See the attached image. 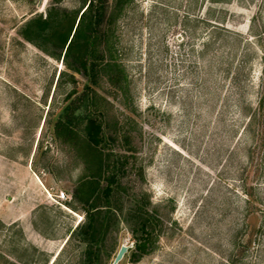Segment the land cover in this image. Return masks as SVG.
Masks as SVG:
<instances>
[{
    "label": "rangeland",
    "instance_id": "rangeland-1",
    "mask_svg": "<svg viewBox=\"0 0 264 264\" xmlns=\"http://www.w3.org/2000/svg\"><path fill=\"white\" fill-rule=\"evenodd\" d=\"M87 3L0 0V264H110L121 245L118 264L240 259L237 190L253 170L243 137L229 155L222 110L240 85L253 103L260 93L264 0H94L103 35L89 74L43 34L22 35L32 18L80 16ZM87 117L103 126L99 147L85 139ZM142 217L154 242L133 261Z\"/></svg>",
    "mask_w": 264,
    "mask_h": 264
},
{
    "label": "trees",
    "instance_id": "trees-1",
    "mask_svg": "<svg viewBox=\"0 0 264 264\" xmlns=\"http://www.w3.org/2000/svg\"><path fill=\"white\" fill-rule=\"evenodd\" d=\"M93 3L94 0H88L86 8L80 16L76 12L62 11L57 18H52L51 14L44 19L32 18L25 23L22 35L28 40L31 37L28 31L34 30L36 33L43 34L46 39L53 41L61 51L64 50L63 60L67 62L70 68L86 74L93 73L96 67L89 63V58L93 56V51L97 50L96 45L103 35V31L100 29L102 13L92 10ZM91 13L94 14V21L90 20L88 24H84L85 16ZM47 25H49L48 28H45ZM217 28L219 27H212V29ZM223 30L229 31L227 28H223ZM262 60L264 75V55ZM110 65L108 62L106 63V67H110ZM109 77L116 84L120 82L119 74L110 73ZM260 87L257 100L253 103V99L246 93V87L240 85L238 91L225 95L224 99L227 103L222 110L225 137L227 141H230L227 144L229 155L236 153L234 152L236 151V142L243 137L245 143L244 158L248 168L253 170L252 176L246 177V179L245 176L243 177L241 190H237L243 195L245 202L243 224L236 234L238 240L234 243L241 257L235 260L229 259L231 264L233 262L264 264V76ZM230 107H234L236 110L233 119L228 118ZM231 121H238V123H231ZM58 126L59 130L64 133L71 132L69 120L65 123H58ZM82 130L86 141L91 146L96 148L101 145L104 140V131L98 119L87 117ZM123 140L126 144H130L129 135L124 134ZM113 179L112 176L108 185L103 189L106 195H109L112 191L111 182ZM86 215L88 216V222L84 229V235L91 236L96 229V217L95 213L88 211ZM247 218L249 220L253 218V220L249 222ZM149 223L147 217H142L138 221L135 230L139 234L134 242L133 257L131 258L133 261H136L139 255L147 253L153 245L154 235ZM251 252L253 256L250 259L246 258V254ZM86 254L91 261L95 251L88 248Z\"/></svg>",
    "mask_w": 264,
    "mask_h": 264
},
{
    "label": "water",
    "instance_id": "water-1",
    "mask_svg": "<svg viewBox=\"0 0 264 264\" xmlns=\"http://www.w3.org/2000/svg\"><path fill=\"white\" fill-rule=\"evenodd\" d=\"M127 248L128 247L121 245L119 247V249L117 250V252H116V254H115V256L112 259L110 264H118L120 262V260L123 258L124 254L126 253Z\"/></svg>",
    "mask_w": 264,
    "mask_h": 264
},
{
    "label": "crops",
    "instance_id": "crops-1",
    "mask_svg": "<svg viewBox=\"0 0 264 264\" xmlns=\"http://www.w3.org/2000/svg\"><path fill=\"white\" fill-rule=\"evenodd\" d=\"M36 178L41 184H43L42 180L38 176Z\"/></svg>",
    "mask_w": 264,
    "mask_h": 264
},
{
    "label": "built area",
    "instance_id": "built-area-1",
    "mask_svg": "<svg viewBox=\"0 0 264 264\" xmlns=\"http://www.w3.org/2000/svg\"><path fill=\"white\" fill-rule=\"evenodd\" d=\"M62 197V196H61Z\"/></svg>",
    "mask_w": 264,
    "mask_h": 264
}]
</instances>
